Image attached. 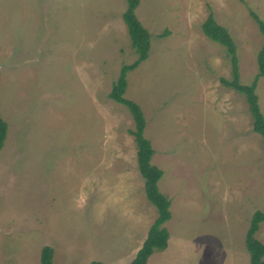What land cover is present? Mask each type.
I'll use <instances>...</instances> for the list:
<instances>
[{"label":"rangeland","instance_id":"374dc122","mask_svg":"<svg viewBox=\"0 0 264 264\" xmlns=\"http://www.w3.org/2000/svg\"><path fill=\"white\" fill-rule=\"evenodd\" d=\"M126 0H0V264H128L157 216L137 164L128 108L108 96L137 55ZM264 0H139L146 60L124 95L145 117L171 217L167 246L145 264H243L254 212L264 211V140L244 92L259 72ZM160 34L164 36L160 37ZM255 92L264 115V75ZM264 244V221L255 233ZM242 246V249H240ZM240 249V250H239ZM245 251L248 254V251Z\"/></svg>","mask_w":264,"mask_h":264},{"label":"trees","instance_id":"16d2710c","mask_svg":"<svg viewBox=\"0 0 264 264\" xmlns=\"http://www.w3.org/2000/svg\"><path fill=\"white\" fill-rule=\"evenodd\" d=\"M139 0H126V7L123 12V19L127 25L130 36L131 47L136 53V59L130 64H124L121 68V74L111 86L108 96L115 101L122 103L130 111L134 128L129 132L134 136L137 146V164L140 173L144 178V189L148 200L156 207L157 216L152 222L147 235L136 251L133 258L128 264H145L149 255L154 251H162L167 246L168 231L164 223L170 219L169 210L170 200L167 195L160 191L158 180L163 171L154 163L150 162V158L154 152L148 138H145L143 131L145 128V117L138 103L124 95L127 87V73L134 70L142 61L146 60L150 51L151 35L142 25L135 14V8ZM253 16L259 26L260 31L264 35V21L253 13ZM200 29L204 36L210 40H214L221 44L227 45L228 51L231 53L233 62V79L231 81L223 78V82L229 87L236 88L244 92L249 102L251 116L253 118V131L259 133L264 140V115L260 111L258 105L257 93L255 92L256 80L264 75V42L261 46L257 58L259 72L251 85L242 84L240 82V72L236 54V44L231 37L228 29L218 24L211 15H208L201 23ZM160 37L164 34H160ZM7 135V123L0 116V149L4 144ZM264 221V211H256L253 213L246 236V249L250 255L251 264H264V244L256 238L255 233L259 224ZM52 247L44 246L42 250L43 264H52ZM90 264H101L98 260H93Z\"/></svg>","mask_w":264,"mask_h":264},{"label":"crops","instance_id":"0c3cea01","mask_svg":"<svg viewBox=\"0 0 264 264\" xmlns=\"http://www.w3.org/2000/svg\"><path fill=\"white\" fill-rule=\"evenodd\" d=\"M240 249H242V246H241V248ZM239 249V250H240ZM246 249V245L244 246V248L242 249V250H245ZM242 250H240L242 253L240 254V256L238 257V259L243 263V264H251L250 263V255H249V252H248V254L245 252V251H242ZM247 250V249H246ZM152 254V253H151ZM150 254V255H151ZM149 255V256H150ZM147 262V261H146Z\"/></svg>","mask_w":264,"mask_h":264}]
</instances>
